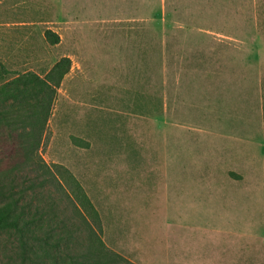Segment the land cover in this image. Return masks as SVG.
<instances>
[{
    "label": "rangeland",
    "instance_id": "374dc122",
    "mask_svg": "<svg viewBox=\"0 0 264 264\" xmlns=\"http://www.w3.org/2000/svg\"><path fill=\"white\" fill-rule=\"evenodd\" d=\"M62 58L35 156L81 185L104 244L133 264H264V0H0V86Z\"/></svg>",
    "mask_w": 264,
    "mask_h": 264
},
{
    "label": "trees",
    "instance_id": "16d2710c",
    "mask_svg": "<svg viewBox=\"0 0 264 264\" xmlns=\"http://www.w3.org/2000/svg\"><path fill=\"white\" fill-rule=\"evenodd\" d=\"M45 37L52 45L59 43L50 30ZM70 68V59L62 58L44 77L26 72L0 86V233L16 237L19 262L14 264H133L101 240L99 214L72 174L35 156ZM22 169L37 176L20 187ZM47 186L66 196L75 220L42 194Z\"/></svg>",
    "mask_w": 264,
    "mask_h": 264
}]
</instances>
